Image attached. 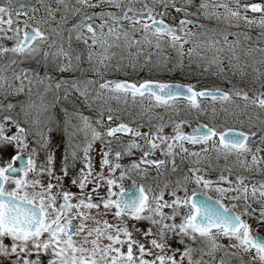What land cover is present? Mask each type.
Listing matches in <instances>:
<instances>
[{
  "label": "snow or ice",
  "instance_id": "obj_1",
  "mask_svg": "<svg viewBox=\"0 0 264 264\" xmlns=\"http://www.w3.org/2000/svg\"><path fill=\"white\" fill-rule=\"evenodd\" d=\"M0 264H264V0H0Z\"/></svg>",
  "mask_w": 264,
  "mask_h": 264
},
{
  "label": "trees",
  "instance_id": "obj_2",
  "mask_svg": "<svg viewBox=\"0 0 264 264\" xmlns=\"http://www.w3.org/2000/svg\"><path fill=\"white\" fill-rule=\"evenodd\" d=\"M243 2H248V3H252V2H260V0H243ZM250 15H252L250 13ZM205 24H208L209 26L214 25V21H202ZM233 31H235L236 29H232ZM245 31H250L251 35L253 36V38L255 37V35L258 33L259 29L257 28H253L251 30L248 29H244ZM229 39H233V37L229 36ZM169 67H171V65H169ZM225 68L227 70V65H225ZM140 69L137 70V74H140ZM125 73V71H122L120 75V73H117L115 70H112L110 72V78H113L114 76H116L117 74H119V76L124 77L127 74H123ZM151 73V72H150ZM164 74H167V76L169 75L172 79H174L177 82H181V83H190L195 85L196 87H200V88H205V87H213V86H219L222 88H229L231 87L230 84L227 83L226 80L217 77L216 75L213 74H201L199 69H196L195 66H192L191 68L187 67V58H185V68L182 71L179 67L175 68V70L169 72V71H163ZM233 83H237L239 84V86L241 87H246V85L244 84L243 81H240L236 78H233Z\"/></svg>",
  "mask_w": 264,
  "mask_h": 264
},
{
  "label": "flooded vegetation",
  "instance_id": "obj_3",
  "mask_svg": "<svg viewBox=\"0 0 264 264\" xmlns=\"http://www.w3.org/2000/svg\"><path fill=\"white\" fill-rule=\"evenodd\" d=\"M87 65V64H86ZM112 71V70H111ZM110 71V72H111ZM117 73H120L122 71H128L126 69L124 70H115ZM130 71V70H129ZM128 71V72H129ZM140 74H137L136 72L134 73H129L127 75H125L124 77L119 76V74H117L116 76H114L113 78L110 79H130V80H139V79H143V78H151V79H155V80H160V81H166V82H177L174 79H172L169 75L167 76V74H164L163 71H158L160 73V75H154L152 72L150 73V71L147 68H142L140 69ZM79 74V73H77ZM88 76H92V74L89 72L87 73ZM110 76V75H109ZM121 77V78H120ZM181 83V82H179ZM182 84H190V83H182ZM195 86V85H194ZM196 87V86H195ZM197 89H201L200 87H196ZM23 97H20V99H22ZM14 99V98H12ZM75 100H77V98L75 97ZM77 107H75L77 110H79L82 115L84 116H89V117H95L96 116V111L95 109H90L88 108L84 102L83 99L81 98L77 103ZM181 107H183V105H181ZM70 110L72 109V107H69ZM155 112H159V113H163L165 115V118L167 119V116L169 115L168 113H164V109L162 108H157L154 109ZM193 126H195V121H193ZM167 131V129H166ZM59 143H53V150L58 151V149L56 148V145H58ZM191 147V146H189ZM199 147V146H196ZM40 157H38V163H39Z\"/></svg>",
  "mask_w": 264,
  "mask_h": 264
},
{
  "label": "rangeland",
  "instance_id": "obj_4",
  "mask_svg": "<svg viewBox=\"0 0 264 264\" xmlns=\"http://www.w3.org/2000/svg\"><path fill=\"white\" fill-rule=\"evenodd\" d=\"M37 67H39V66H37ZM84 67L85 68H87V65H86V63H85V65H84ZM39 70H41L42 71V67L41 68H39ZM112 70H116V69H112ZM126 70H130L129 72L128 71H125V73H123V74H129V73H134L130 68L129 69H126ZM153 71V72H152ZM151 72L154 74V75H160V73L157 71V70H155V69H153ZM162 72V71H161ZM78 75V74H77ZM109 75H110V73H109ZM108 78L110 79V76H108ZM121 78V77H120ZM75 97L76 96H73L72 97V100L73 101H76L75 100ZM9 99H12V97H9ZM5 103L7 102V101H4ZM67 103V105L70 107H72V104H71V102H66ZM59 107V106H58ZM75 107H77V104H75ZM63 129L61 128L59 131H54L53 133H52V136H53V143H60V140H61V138L63 137ZM12 154V149H9L8 150V155L10 156Z\"/></svg>",
  "mask_w": 264,
  "mask_h": 264
}]
</instances>
